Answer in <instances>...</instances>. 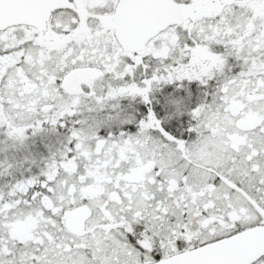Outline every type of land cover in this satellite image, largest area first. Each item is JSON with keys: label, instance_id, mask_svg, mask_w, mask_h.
Wrapping results in <instances>:
<instances>
[{"label": "snow or ice", "instance_id": "obj_1", "mask_svg": "<svg viewBox=\"0 0 264 264\" xmlns=\"http://www.w3.org/2000/svg\"><path fill=\"white\" fill-rule=\"evenodd\" d=\"M0 264H264V0H0Z\"/></svg>", "mask_w": 264, "mask_h": 264}]
</instances>
